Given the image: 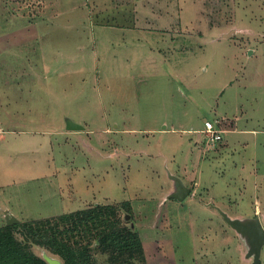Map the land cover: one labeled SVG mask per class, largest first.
<instances>
[{
  "label": "rangeland",
  "instance_id": "1",
  "mask_svg": "<svg viewBox=\"0 0 264 264\" xmlns=\"http://www.w3.org/2000/svg\"><path fill=\"white\" fill-rule=\"evenodd\" d=\"M13 2L31 38L0 43V226L130 200L147 264H252L221 210L264 223V0Z\"/></svg>",
  "mask_w": 264,
  "mask_h": 264
},
{
  "label": "trees",
  "instance_id": "2",
  "mask_svg": "<svg viewBox=\"0 0 264 264\" xmlns=\"http://www.w3.org/2000/svg\"><path fill=\"white\" fill-rule=\"evenodd\" d=\"M121 210L132 214L130 200L6 223L0 226V264H50L35 246L60 264H147L141 236Z\"/></svg>",
  "mask_w": 264,
  "mask_h": 264
},
{
  "label": "water",
  "instance_id": "3",
  "mask_svg": "<svg viewBox=\"0 0 264 264\" xmlns=\"http://www.w3.org/2000/svg\"><path fill=\"white\" fill-rule=\"evenodd\" d=\"M81 127V125H77V123L72 120H68V127ZM171 177L175 181L176 190L172 192L170 195L177 197L179 199H183L186 195H188L191 191V188L187 186L183 180L174 174H170ZM223 216L228 221V223L236 228L243 234H246L250 237L252 245L249 250V254L254 255V259L252 264H260V254L262 246L264 245V223L259 218L251 219L248 222L241 220L240 218H233L229 216L225 211L221 210ZM19 220L15 217H7V223L18 222ZM44 257L49 261L50 264H60L61 260L57 257H53L52 255L45 254Z\"/></svg>",
  "mask_w": 264,
  "mask_h": 264
},
{
  "label": "crops",
  "instance_id": "4",
  "mask_svg": "<svg viewBox=\"0 0 264 264\" xmlns=\"http://www.w3.org/2000/svg\"><path fill=\"white\" fill-rule=\"evenodd\" d=\"M9 1H11V0H6L5 1L7 6H9V8L6 11L7 14H8V17H9V19H8L9 23H8V26L5 25L0 30V34H1L0 35V43H28L29 39L31 38L30 37L31 36V33H30L31 29L28 30L29 33L27 34V38L22 37L21 34H22V30L23 29L20 28L21 25L17 22L18 21V17L20 15H19V12L15 11L13 9V8H18V6H16L14 4V2L13 3H9ZM13 5H15V7ZM32 11H34V10H32ZM45 14H48V13H45ZM28 27H30V26H27L26 28H28ZM39 36H43V34L41 33V34H39ZM43 43H46V42H43Z\"/></svg>",
  "mask_w": 264,
  "mask_h": 264
},
{
  "label": "built area",
  "instance_id": "5",
  "mask_svg": "<svg viewBox=\"0 0 264 264\" xmlns=\"http://www.w3.org/2000/svg\"><path fill=\"white\" fill-rule=\"evenodd\" d=\"M205 130L203 132L207 136L208 140L214 144L220 141L223 137V133L225 132V128L219 126L215 122L211 120H206L205 122Z\"/></svg>",
  "mask_w": 264,
  "mask_h": 264
}]
</instances>
